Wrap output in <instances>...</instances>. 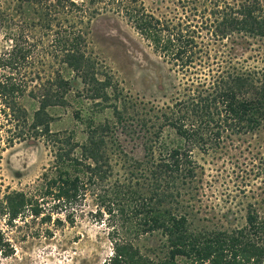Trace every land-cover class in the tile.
<instances>
[{"label": "trees", "instance_id": "1", "mask_svg": "<svg viewBox=\"0 0 264 264\" xmlns=\"http://www.w3.org/2000/svg\"><path fill=\"white\" fill-rule=\"evenodd\" d=\"M17 1L22 16L30 11L37 22L21 26L0 10V31L11 41L0 53L4 116L12 120L19 113L23 127L47 139L53 134L48 109L65 105L72 81H79L83 96L110 108L113 119L91 123L83 142L70 136L50 141L56 146L53 161L35 184L1 197L6 224L25 214L44 223H59L53 215L63 214L72 223L76 206L93 194L98 204L92 216L109 226L111 254L104 264H264L261 207L243 198L224 209L209 202L205 170L194 155L212 153L225 140L236 147L264 129V63L245 57L253 41L264 42V0H174L175 7L161 13L143 0ZM101 12L123 16L169 65L176 82L166 102L147 108L127 99L90 53L89 28ZM34 27L45 46L44 64L50 56L71 79L61 70L43 72L28 89L31 79L17 78L28 58L24 32ZM25 92L38 104L29 123L18 103ZM165 128L176 144L166 141ZM116 132L140 138L142 156H129L115 141ZM116 163L128 174L124 182L113 179ZM147 236L156 244L140 245ZM0 253H12L1 230Z\"/></svg>", "mask_w": 264, "mask_h": 264}, {"label": "rangeland", "instance_id": "2", "mask_svg": "<svg viewBox=\"0 0 264 264\" xmlns=\"http://www.w3.org/2000/svg\"><path fill=\"white\" fill-rule=\"evenodd\" d=\"M143 3L155 13L167 12L175 7L174 0H143ZM18 6L16 0H0V10L5 9L18 25L36 24V15L28 10L23 17ZM8 35L5 30L0 31V53L10 48ZM24 35L29 36L25 45L28 58L21 73L15 75L21 80L31 79L28 89L37 83V74L43 75V72L61 70L66 77L72 78L73 74L58 61L51 60L50 56L44 64L45 46L40 44L41 32L38 28L26 29ZM87 39L88 50L112 74L127 99L141 102V106L145 104L147 108L169 99L176 82L173 71L123 16L113 12L99 13L92 19ZM263 48L262 40L253 41V47L245 57L257 56L260 60H254V63L261 65L264 63V58H261ZM249 61L253 62L251 58ZM83 95L81 82L72 81L66 104L48 109L52 116L50 129L53 134L47 139L35 136L23 127L19 113L9 120L0 111V199L7 191L28 190L35 184L53 161L56 146L50 141H65L70 136L72 141L83 142L91 123L112 121L110 108L102 109ZM18 103L25 110L29 123L37 101L25 92L18 98ZM130 114L132 116L134 112L130 110ZM164 138L171 144L178 142L169 128L164 129ZM115 141L129 156H142L140 138H128L116 132ZM194 155L205 170L204 181L208 182L205 188L207 194H211L209 202L218 203L224 209L243 198L261 207L264 212V129L240 141L236 147L225 140L212 153L195 152ZM115 165L113 179L126 181L128 174L120 168V163ZM106 183L105 189L110 182ZM246 184L244 194L241 189ZM99 189L101 187L95 194ZM228 195L235 197L232 201H225ZM225 202L227 205L224 206ZM97 204L95 196L88 194L73 211L72 223L65 220L63 214L53 215L60 218L59 223H44L40 217L25 214L14 220L12 225H7L0 216V230L12 249L8 256L0 253V264H104L111 254L107 236L109 226L106 221L94 220L92 213ZM139 244L151 247L156 244V238L143 237Z\"/></svg>", "mask_w": 264, "mask_h": 264}]
</instances>
